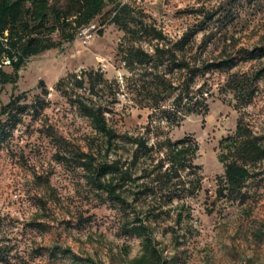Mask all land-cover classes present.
Masks as SVG:
<instances>
[{
	"label": "rangeland",
	"instance_id": "374dc122",
	"mask_svg": "<svg viewBox=\"0 0 264 264\" xmlns=\"http://www.w3.org/2000/svg\"><path fill=\"white\" fill-rule=\"evenodd\" d=\"M108 1L128 4L137 22L154 27L171 43L200 25L207 13H216L215 20L228 15L226 23L215 25L214 43L205 42L203 33L196 36L189 56L199 63L219 60L225 49V56H229L234 51L264 47V0ZM113 8L114 3L73 42L31 58L19 71L16 85L0 86V108L23 93L27 94V104L37 96L48 102L37 121L25 119L0 146V264H88L87 260L128 264L140 255L141 240L123 234L121 207L96 199L78 175L57 164L50 138L40 133L43 128H52L86 151V140L93 133L90 121L56 90V85L69 74L81 76L91 71L100 74L104 82L96 85L92 96L106 108L108 124L119 133H146L149 116L156 111L141 108L146 101L135 86L141 85V76L143 80L151 78H145L144 68L130 71L123 52L133 46L153 54L164 42L145 37L134 41L114 25L105 24L104 16ZM224 33L235 41L234 49L231 40L226 45L218 43ZM53 39L59 41L57 35ZM257 64L240 62L232 72H247ZM4 71L12 73L8 66ZM155 73L166 76L175 90L169 100L161 102V111H171L179 93V73H170L167 63L159 65ZM226 76L212 71L193 83V89L204 85L208 91L204 98L209 113L205 117L191 115L172 125L161 117L152 125L158 129L144 135L151 145L189 136L199 147L194 161L199 167V192L184 201L175 199L164 207L169 216L151 222L155 241L168 264H264V162L246 182L242 200L217 199L219 179L224 175L218 159L219 142L235 132L239 119L256 136L264 137V89L260 84L253 103L235 110L229 99L217 94ZM40 82L45 84L46 97ZM89 93L86 83L79 94L87 97ZM189 180L194 177L184 176V181ZM183 203L191 215L177 225L176 214Z\"/></svg>",
	"mask_w": 264,
	"mask_h": 264
},
{
	"label": "trees",
	"instance_id": "16d2710c",
	"mask_svg": "<svg viewBox=\"0 0 264 264\" xmlns=\"http://www.w3.org/2000/svg\"><path fill=\"white\" fill-rule=\"evenodd\" d=\"M112 3L114 8L104 16L105 24L114 25L134 41L145 37L164 42V46L155 47L153 54L133 46L123 52V61L130 71L144 68L145 78H151L143 80L141 76V85L135 86L146 101L141 108L156 111L149 116L147 134L158 129L152 126L155 119L163 117L172 125L178 119L183 121L191 115L205 117L209 113L208 100L204 98L208 91L205 92L204 85L196 90L192 88L195 80L208 72L220 71L227 75L217 94L223 96V100L229 99L235 110H243L253 103L260 84L264 89V64H260L264 60V47L234 51L229 56H225L224 48V58L212 63H199L194 56H189L196 45V36L203 33L205 42L211 44L216 36L215 25L226 23L228 15L215 20L216 13H207L200 25L171 43L154 27L137 22L128 4L108 0H0V86L16 85L19 71L31 58L60 48L62 43L73 42ZM226 34H221L224 37L218 43L222 41L226 45L231 40L234 49L235 41L227 39ZM55 35L59 37L58 42L53 39ZM5 61L10 63L6 66L12 73L4 71ZM252 61L258 64L249 71L232 72L240 62ZM165 63L170 73H179V93L172 101L171 111H161V102L169 100L175 90L166 76L155 73L158 66ZM86 83L90 92L87 97L79 94ZM100 83H104L102 76L91 71L81 76L69 74L56 85V90L90 121L93 133L86 140V151L52 128H43L40 133L50 138L55 149L53 160L57 164L78 175L96 199L121 207L123 234L141 240L140 255L128 264H168L155 241L151 222L169 216L170 211L164 210L167 204L175 199L184 201L195 197L199 192V167L194 164L198 144L188 136L178 141L166 138L151 145L144 136L146 133L142 136L119 133L108 124L106 108L92 96ZM39 88L46 97L48 92L43 82L39 83ZM26 102L27 94L23 93L0 108V146L25 119L37 121V116L48 107L41 96L35 97L32 104ZM218 148L224 175L219 179L217 199L242 200L246 182L264 162V137L256 136L239 119L235 132L223 138ZM184 176H193L194 180L184 181ZM185 205L183 203L176 214L177 225L190 218ZM87 263L95 264L92 260Z\"/></svg>",
	"mask_w": 264,
	"mask_h": 264
},
{
	"label": "built area",
	"instance_id": "2783aa9c",
	"mask_svg": "<svg viewBox=\"0 0 264 264\" xmlns=\"http://www.w3.org/2000/svg\"><path fill=\"white\" fill-rule=\"evenodd\" d=\"M88 28V27H87ZM84 29H86V28H84ZM3 64L6 66V65H9L10 63L8 62V61H5V62H3ZM1 67V66H0Z\"/></svg>",
	"mask_w": 264,
	"mask_h": 264
}]
</instances>
